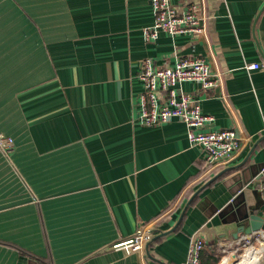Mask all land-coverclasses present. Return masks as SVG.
Wrapping results in <instances>:
<instances>
[{
  "label": "crops",
  "instance_id": "1",
  "mask_svg": "<svg viewBox=\"0 0 264 264\" xmlns=\"http://www.w3.org/2000/svg\"><path fill=\"white\" fill-rule=\"evenodd\" d=\"M172 2L204 6L205 33L147 40L150 0H0V133L15 143L10 155L0 149V264H188L195 235L218 264V243L238 231L234 211L222 213L234 197L223 177L148 249L119 244L141 228H174L193 192L254 146L241 210L264 216V67L247 68L264 66V0ZM188 55L204 57L219 83L179 90L213 116L206 129L241 137L214 169L180 119L139 122L142 60L171 67Z\"/></svg>",
  "mask_w": 264,
  "mask_h": 264
},
{
  "label": "built area",
  "instance_id": "2",
  "mask_svg": "<svg viewBox=\"0 0 264 264\" xmlns=\"http://www.w3.org/2000/svg\"><path fill=\"white\" fill-rule=\"evenodd\" d=\"M150 1L155 21L151 27L144 29L143 34L147 40L157 38L160 32L171 35L205 33L208 17L204 6L193 3L178 10L172 0ZM263 67L258 62L247 65L248 69ZM139 77L143 85L138 102L141 124L151 126L166 123L175 118L180 119L187 127L189 142L202 149L204 160L213 169L229 164L236 157L242 146L238 130L235 128L206 129V125L214 119L213 116L204 113L201 102L193 93L179 90V86L188 81L197 83L200 90L204 92H211L216 88L219 76L213 73L204 57L180 56L176 59V64L171 67L155 66L151 58H145L141 63ZM262 135H264V126ZM14 145V139L11 136L0 133V149L6 155H10ZM151 237L152 233L146 228H141L132 238L119 245L131 252H141ZM218 246L221 252H229L230 256L234 255L235 260L242 259L241 251L246 253L259 248L261 249L260 260L263 263L264 229L241 233L230 241H220ZM205 247V239L195 235L189 244L188 264H202V253Z\"/></svg>",
  "mask_w": 264,
  "mask_h": 264
},
{
  "label": "water",
  "instance_id": "3",
  "mask_svg": "<svg viewBox=\"0 0 264 264\" xmlns=\"http://www.w3.org/2000/svg\"><path fill=\"white\" fill-rule=\"evenodd\" d=\"M262 139H264V135H262L261 140ZM254 147L241 162H239L238 164H234V165L223 168L222 170L217 172L214 176H212L210 179H208L206 182H204L197 190H195L193 194L190 196V198L188 199V201L186 202V204L184 205L181 215L175 227L167 231L160 230L158 234L152 235V237L146 242L145 247H147L148 249L150 244L153 241L173 231L183 219L188 207L194 201V199L200 193H202L210 184H213L215 181H217L221 177H223L222 184L224 186L229 185L231 187L230 194L234 196L232 200L225 206L224 210H222L223 211L222 213L227 212V211H234L233 217H234V221L237 223V230H238L237 233L235 234V237H237L240 232L251 233L252 231L264 229V216L257 214L253 210H249L247 207L244 212H242L241 210L242 208L246 206L243 204L244 196H245V192L243 191V186L246 185L245 183H247L246 182L247 180L245 178L246 177L245 171H246L247 163L254 150ZM260 171H262V173L264 174V165L260 166ZM218 209L219 208H217V210ZM157 231L158 229H152L150 233H154Z\"/></svg>",
  "mask_w": 264,
  "mask_h": 264
},
{
  "label": "bare ground",
  "instance_id": "4",
  "mask_svg": "<svg viewBox=\"0 0 264 264\" xmlns=\"http://www.w3.org/2000/svg\"><path fill=\"white\" fill-rule=\"evenodd\" d=\"M260 250L261 249L259 248H255L251 251L246 252V254L244 253V255H242V259L238 260L237 262L231 260L232 258L230 257H225V261H223L221 264H263L260 260Z\"/></svg>",
  "mask_w": 264,
  "mask_h": 264
},
{
  "label": "rangeland",
  "instance_id": "5",
  "mask_svg": "<svg viewBox=\"0 0 264 264\" xmlns=\"http://www.w3.org/2000/svg\"><path fill=\"white\" fill-rule=\"evenodd\" d=\"M220 251H221V250H220ZM221 253H222L223 255L220 256V259H219L218 264H221L223 261H225V260H223V259H224V257H226V256H227V257L229 256L230 258H232L231 260H233V261H235V262H237L238 260H241L240 258L238 259V257H237L238 260H235V259L233 258V256H230V255L228 254L229 252H227V253H225V252H221ZM240 253H241V255H244V251H241ZM245 254H246V253H245ZM227 261H228V260H227ZM263 264H264V261H263Z\"/></svg>",
  "mask_w": 264,
  "mask_h": 264
},
{
  "label": "trees",
  "instance_id": "6",
  "mask_svg": "<svg viewBox=\"0 0 264 264\" xmlns=\"http://www.w3.org/2000/svg\"><path fill=\"white\" fill-rule=\"evenodd\" d=\"M206 248V247H205ZM205 250V249H204ZM204 252V251H203ZM213 255V254H212ZM210 255V256H212ZM210 256H208L207 258L204 257L203 259V253H202V264H211V262L209 261ZM213 259V258H212Z\"/></svg>",
  "mask_w": 264,
  "mask_h": 264
}]
</instances>
